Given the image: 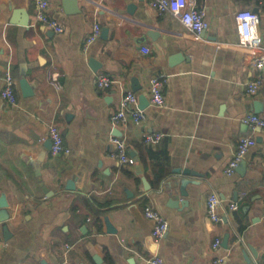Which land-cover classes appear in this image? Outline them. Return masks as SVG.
<instances>
[{
	"label": "crops",
	"instance_id": "obj_1",
	"mask_svg": "<svg viewBox=\"0 0 264 264\" xmlns=\"http://www.w3.org/2000/svg\"><path fill=\"white\" fill-rule=\"evenodd\" d=\"M37 1L0 0V218L8 216L0 221V264H146L154 254L167 264H250L245 252L253 264L264 262V128L253 132L242 121L264 115V83L256 94L246 89L264 79V69L255 68L237 19L239 10L258 8L264 37V0H195L210 24L203 34L148 0H77L79 12L48 0L65 27L58 33L36 19ZM15 10L28 14L29 25L13 22ZM95 23L100 36L87 43ZM50 71L59 72L62 88ZM8 73L15 103L1 96ZM101 73L116 83L99 88ZM23 77L32 95L24 94ZM154 77L164 79L163 106L150 104ZM128 91L139 95L140 108V95L149 98L146 118L116 126L111 117ZM52 124L70 153L52 154ZM147 133L162 137L148 143ZM248 134L255 143L228 173ZM115 136L134 164L119 163ZM185 168L196 174L176 201L168 183ZM211 192L221 198L218 222L207 212ZM147 203L169 223L160 241Z\"/></svg>",
	"mask_w": 264,
	"mask_h": 264
},
{
	"label": "built area",
	"instance_id": "obj_2",
	"mask_svg": "<svg viewBox=\"0 0 264 264\" xmlns=\"http://www.w3.org/2000/svg\"><path fill=\"white\" fill-rule=\"evenodd\" d=\"M149 5L154 8L159 14L167 12L180 18L182 23L190 30L200 34L209 28V21L206 19L203 11L197 8L195 0H148ZM48 0H38L36 8V19L42 22L55 32L61 33L65 30L62 23L57 21L48 11ZM237 19L240 25L241 42L252 48L255 52L253 64L259 71L264 69V37L259 30L260 15L251 8L241 9L237 12ZM101 26L95 23L93 30L88 36L87 43L93 42L100 36ZM145 52H149V48L144 49ZM60 74L57 71L49 72V81L57 88H62L63 84L60 81ZM116 83L115 78H112L106 74H99L96 78V84L101 89L111 88ZM264 79L261 76L249 80L246 84V89L250 94H256L263 86ZM1 96L9 103H15L17 100V93L15 91V79L8 73L4 77V85L1 89ZM150 104L155 106H163L165 104L164 94V79L160 77H154L152 79ZM133 119L136 123H141L145 120V110L139 107V95L133 91H128L123 95L120 100V106L118 110L113 113L111 119L114 125H126L130 119ZM242 121L248 124L253 132L259 128H264V115L259 113L246 114ZM162 137L161 133L145 135V141L148 143L158 142ZM47 138L51 140V151L53 155L61 153H70L64 143V137L61 129L52 124L49 126ZM114 143L116 145L115 156L120 164L128 165L134 164L136 158L129 153L127 143L124 138L115 136ZM255 143L253 134H248L241 137L234 156L227 165V172L234 173L239 167L240 163L244 159L246 153ZM221 204V198L217 192H211L207 198V212L211 219L218 222L222 219V215L219 212ZM234 207V206H232ZM144 213L147 218L153 221L152 236L155 240L160 241L164 238L169 223L165 216H163L152 204L147 203L144 206ZM221 243V239L217 238L215 246ZM60 264H69L67 259H64ZM146 264H167L161 255L154 254L146 258ZM261 264H264L262 262Z\"/></svg>",
	"mask_w": 264,
	"mask_h": 264
},
{
	"label": "water",
	"instance_id": "obj_3",
	"mask_svg": "<svg viewBox=\"0 0 264 264\" xmlns=\"http://www.w3.org/2000/svg\"><path fill=\"white\" fill-rule=\"evenodd\" d=\"M63 4H64L65 10L67 12H79L80 11V8H79L78 1L77 0H63ZM253 10L255 12H258L259 11L258 8H254ZM20 13H23V16L19 18V16H20L19 14ZM14 14L15 15H14V18H13V22H16V23L19 22L22 25H29V16H28L27 13H25L22 10L21 11L15 10ZM203 32H202V34H203ZM91 64L95 68H97L99 66L98 62L95 59H92L91 60ZM21 86L23 88V91H24V94L25 95H32L33 94V88L29 84L28 80L25 77H23L21 79ZM140 89H141V87L139 86V87L135 88L134 90L135 91H138ZM148 105H149V98L145 94H141L140 95V106H141V108L144 109ZM256 111H259V105H257V104H256ZM51 145H52V142H51V140H49V147L50 148H51ZM179 172H180V170H179ZM182 174L184 175L182 178H177V177L172 178L171 181L168 183V185L173 184V186H174V188L172 189L171 193H172L173 198L176 201H178L179 199H180L179 201H181L182 200V197L183 196H186L188 194V192H187V186H188L189 183H192L194 181L191 178H189L188 175H190V174L195 175L196 173L194 171H192V170H189L188 168H185L182 171ZM40 184H41L44 192L48 196L51 195L49 187L46 186L43 181H41ZM75 187L76 186L74 184V180H69V182L67 183V188H69V189H75ZM7 218H8L7 214H3V217L0 218V221H4ZM4 229L6 231L8 230L6 225H4ZM156 245L157 244L154 245L155 248H156ZM225 245H227V242H226ZM251 250H253V249H251ZM253 254H254L255 258H258L259 257V255L257 254V252L255 250H253ZM245 258H246V260H247L248 263L253 264L252 263V258L249 256V254L247 252H245Z\"/></svg>",
	"mask_w": 264,
	"mask_h": 264
}]
</instances>
